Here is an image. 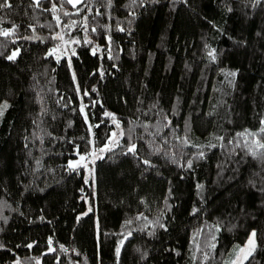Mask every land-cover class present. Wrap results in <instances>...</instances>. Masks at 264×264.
Instances as JSON below:
<instances>
[{"label":"trees","instance_id":"trees-1","mask_svg":"<svg viewBox=\"0 0 264 264\" xmlns=\"http://www.w3.org/2000/svg\"><path fill=\"white\" fill-rule=\"evenodd\" d=\"M8 3L0 264H264V0Z\"/></svg>","mask_w":264,"mask_h":264},{"label":"rangeland","instance_id":"rangeland-1","mask_svg":"<svg viewBox=\"0 0 264 264\" xmlns=\"http://www.w3.org/2000/svg\"><path fill=\"white\" fill-rule=\"evenodd\" d=\"M75 3H77V0H73V4ZM65 43L66 42H64V40L61 41V44H62L60 45L62 48L61 50H63ZM114 133L115 135H113ZM119 135H120V129L118 127V124H115L114 129L111 131L108 141L101 149H107L110 146H112L116 142ZM93 151H95V154L92 152L91 156L78 155L76 158L71 159L68 163V166L70 167V164H71L72 166L70 168H73L79 165L84 166L86 168H90L92 166L93 161L95 160L96 155L101 154V152L99 153V151H96V150H93ZM81 157H84V159L81 160ZM253 233L255 232L252 230L249 233L246 241L242 245L239 246L237 256L231 264H243L244 261L247 259V257L250 255V253L253 251L256 245V239H255V235L254 236L252 235ZM250 239L252 240V243H249Z\"/></svg>","mask_w":264,"mask_h":264},{"label":"snow or ice","instance_id":"snow-or-ice-1","mask_svg":"<svg viewBox=\"0 0 264 264\" xmlns=\"http://www.w3.org/2000/svg\"><path fill=\"white\" fill-rule=\"evenodd\" d=\"M39 2V0H37V3ZM68 2L69 3H73V0H68ZM77 2H78V0H77ZM11 7V4H9L8 3V0H3V2L2 3H0V9H3V8H10ZM66 15H67V13H65ZM3 35H5V36H7V35H9V33L8 32H4L3 33ZM209 55H211V53H209ZM15 57H16V53L14 52L12 55H10V56H8V59L9 60H13V59H15ZM232 75H235V73H232ZM106 115H108L107 113H106ZM113 135H115V133L113 134ZM107 147V146H106ZM105 149H101V151H104ZM128 151L129 152H134L135 151V145H132L129 149H128ZM84 159V157H81V160H83ZM190 163V162H189ZM72 165L70 164V167H71ZM85 215H86V213H85ZM78 220H79V217H78ZM162 226V225H161ZM253 236L255 235V233H253L252 234ZM123 242L121 241V244H122ZM249 243H252V240L250 239V241H249ZM29 247H31V245H29ZM119 251H120V248L119 247H117V249H116V252H117V255L119 254Z\"/></svg>","mask_w":264,"mask_h":264}]
</instances>
